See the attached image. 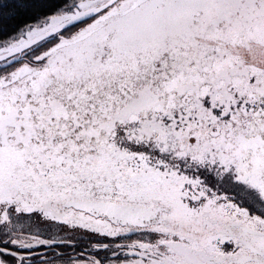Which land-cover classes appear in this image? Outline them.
I'll use <instances>...</instances> for the list:
<instances>
[{
    "label": "snow or ice",
    "instance_id": "1",
    "mask_svg": "<svg viewBox=\"0 0 264 264\" xmlns=\"http://www.w3.org/2000/svg\"><path fill=\"white\" fill-rule=\"evenodd\" d=\"M0 264H264V0H0Z\"/></svg>",
    "mask_w": 264,
    "mask_h": 264
}]
</instances>
